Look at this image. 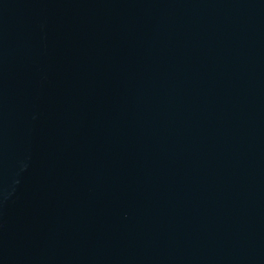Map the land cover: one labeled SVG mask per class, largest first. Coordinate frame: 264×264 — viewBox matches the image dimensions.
I'll list each match as a JSON object with an SVG mask.
<instances>
[{
    "label": "water",
    "instance_id": "obj_1",
    "mask_svg": "<svg viewBox=\"0 0 264 264\" xmlns=\"http://www.w3.org/2000/svg\"><path fill=\"white\" fill-rule=\"evenodd\" d=\"M0 264H264V0H0Z\"/></svg>",
    "mask_w": 264,
    "mask_h": 264
}]
</instances>
